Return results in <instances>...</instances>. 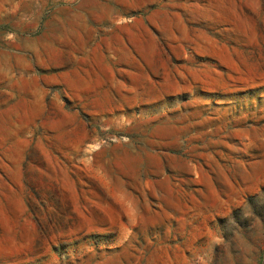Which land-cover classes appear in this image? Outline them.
Returning a JSON list of instances; mask_svg holds the SVG:
<instances>
[{"label":"rangeland","instance_id":"rangeland-1","mask_svg":"<svg viewBox=\"0 0 264 264\" xmlns=\"http://www.w3.org/2000/svg\"><path fill=\"white\" fill-rule=\"evenodd\" d=\"M0 264H264V0H0Z\"/></svg>","mask_w":264,"mask_h":264}]
</instances>
